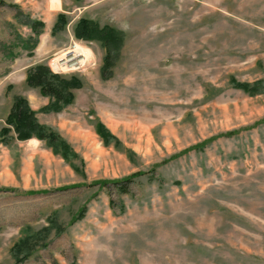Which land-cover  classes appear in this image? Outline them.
I'll return each mask as SVG.
<instances>
[{
    "label": "rangeland",
    "instance_id": "1",
    "mask_svg": "<svg viewBox=\"0 0 264 264\" xmlns=\"http://www.w3.org/2000/svg\"><path fill=\"white\" fill-rule=\"evenodd\" d=\"M0 1V264H264V0ZM83 19L117 33L104 78Z\"/></svg>",
    "mask_w": 264,
    "mask_h": 264
},
{
    "label": "trees",
    "instance_id": "2",
    "mask_svg": "<svg viewBox=\"0 0 264 264\" xmlns=\"http://www.w3.org/2000/svg\"><path fill=\"white\" fill-rule=\"evenodd\" d=\"M0 4H4L0 1ZM64 17L61 15L57 17L53 27L52 33L57 31L59 27H61L63 23ZM28 21V20H27ZM29 26L36 31L37 29L41 30V23L37 22H28ZM110 34V35H109ZM112 35V36H111ZM74 37L78 39H91L97 38L100 43L104 46V63L101 69V76L104 78L106 73L110 70L113 62L117 59L116 47L119 44V41L116 40L117 33H113L112 31H108V29H98L94 24L87 20H80L75 29H74ZM119 40V39H118ZM25 83L29 87L38 88L40 94L43 97H47L53 100L55 103L62 104L67 100V96L65 95V87L66 83L63 84L58 82V79L51 75L48 72L46 67L36 66L32 69L28 70L25 78ZM70 83V86H73ZM6 127L9 126L13 128L15 132L20 133L24 137L34 136L38 140H44L49 144H54L56 141V136L51 133H46L42 128L37 127L31 116L27 114L25 110V105L20 99H15L12 103V106L9 110V113L5 119ZM2 128V131L7 130V128ZM121 193H126V187H119ZM83 211L79 213L78 218L83 217Z\"/></svg>",
    "mask_w": 264,
    "mask_h": 264
},
{
    "label": "bare ground",
    "instance_id": "3",
    "mask_svg": "<svg viewBox=\"0 0 264 264\" xmlns=\"http://www.w3.org/2000/svg\"><path fill=\"white\" fill-rule=\"evenodd\" d=\"M53 3L55 4V5H53L52 4V6L53 7H56V8H58V6H59V2L58 1H56V3L53 1ZM67 54H70L71 56H72V59H77L75 62H77L76 63V66H77V68H78V66H79V68L81 67V66H83L85 63H86V60H87V58H88V53L85 51V49H80V47L79 48H75V50L74 51H70V52H66V53H64V54H62L61 56H60V60H62L63 58H66V55ZM71 59V58H70ZM89 60V59H88ZM64 63H66V60H65V62ZM65 65V64H64Z\"/></svg>",
    "mask_w": 264,
    "mask_h": 264
}]
</instances>
